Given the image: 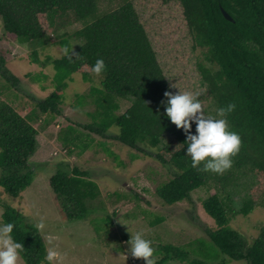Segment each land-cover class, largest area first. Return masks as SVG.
<instances>
[{
  "label": "trees",
  "instance_id": "trees-1",
  "mask_svg": "<svg viewBox=\"0 0 264 264\" xmlns=\"http://www.w3.org/2000/svg\"><path fill=\"white\" fill-rule=\"evenodd\" d=\"M114 1L119 2L115 9H101V3ZM222 8L232 20L225 17ZM0 20L9 37L42 47L53 42L50 31L59 24L82 25L58 36L57 42L66 51L62 57L48 55L42 62L39 49L33 52L32 62L51 64L55 73L53 91L44 98L35 96L30 113L22 115L10 102L0 100V186L9 195L20 196L36 174L31 158L39 147V130L33 122L40 113L46 114L45 124L61 115L60 105L72 75L80 73L85 81H92V65L102 58L106 70L99 74L103 77L100 86L92 85L76 97L77 107L93 104L88 112L92 122L83 126L175 169L173 177L157 188L167 204L189 201L193 191L211 183L217 189L203 200L206 213L217 226L209 232L211 240L200 239L193 250L173 243L159 244L154 253L161 258L155 264L186 260L210 264L217 258L223 264L232 260L264 264V226L248 243L230 224L232 216L248 215L256 206H264V0H0ZM156 36H175L172 44L178 46L181 41L193 51L204 48L211 66L199 64L202 85L217 108L235 104L226 119L229 130L239 133L241 145L231 157V167L222 173L192 167L191 157L186 155V133L165 114L166 105L161 103L167 100L164 93L175 94L178 86L161 61L153 41ZM70 37L80 40L78 48L72 49ZM0 74L6 79L4 88H20L21 78L7 67L2 55ZM27 76L40 83L48 74L41 71ZM121 99L131 104L119 113ZM113 126L119 128L118 134H109ZM60 133L69 154L76 147L81 146L82 151L89 147L70 124ZM79 139L83 140L80 144ZM49 187L61 213L71 222L90 217L95 211L91 201L101 195L98 183L87 171L77 165L64 167L62 162L49 178ZM235 198L240 199L239 208L234 206ZM22 216L17 208L6 206L2 221L14 223L12 235L24 245L20 256L25 264H47L42 234L35 225H25ZM98 220L105 228L112 222L109 215ZM192 252L201 257L191 258Z\"/></svg>",
  "mask_w": 264,
  "mask_h": 264
},
{
  "label": "rangeland",
  "instance_id": "rangeland-1",
  "mask_svg": "<svg viewBox=\"0 0 264 264\" xmlns=\"http://www.w3.org/2000/svg\"><path fill=\"white\" fill-rule=\"evenodd\" d=\"M118 3L103 2L101 9H115ZM81 26L79 22L59 24L55 31H50L53 42L42 47L39 43L28 44L9 37L0 20V56L6 58L7 67L21 78L20 88L11 90L4 88L6 79L0 74V100L10 102L22 115L30 113L35 107V96L44 98L53 91L52 78L55 73L51 64L42 66L32 62L33 52L39 49L38 57L42 62L46 61L48 55L53 58L62 57L66 51L57 42L58 36L64 32L71 33ZM177 37H153L166 72L178 86V91L201 92L197 99L201 101L205 118L208 114L215 115L217 107L200 79L199 64L211 66L205 59V50L197 47L193 51L190 45H183L181 41L175 46L172 43ZM70 43L73 50L80 46L77 38L70 37ZM41 71L48 74V77L40 83L27 76ZM92 76V81H85L80 73H74L73 81L69 82L60 105L61 115H56L45 124L46 114L40 113V118L33 122L39 130V147L31 158L36 174L32 184L18 197H12L0 186V222H3L2 215L6 206L17 208L23 215L25 225H35L43 219L45 227L39 231L46 247L54 245L61 253V259L54 264H145L143 258H133L129 252L127 241L131 233L136 231H142L145 238L152 241V247L156 251L159 244L173 243L193 250L198 247L200 239L209 242V232L217 226L214 219L206 213L203 200L215 193L216 187L211 183L210 186L193 191L189 201L167 204L158 195L157 188L173 177L175 169L162 165L154 157L145 156L113 137L104 138L91 133L83 126L92 122L88 112L93 110V104L87 102L77 107L76 97L83 95L92 85L100 86L103 77L94 73ZM44 84L47 86L45 89L42 87ZM119 103V113L131 104L125 99H121ZM69 124L85 139L84 143H88L89 147L84 151L81 146L74 148L72 154L66 151V143L60 132ZM191 128L195 134V122H192ZM118 133V127L109 129V134ZM79 140L77 142L82 143L83 140ZM108 151L118 156V159ZM132 154H137L138 157H133ZM59 161L64 167L79 166L98 183L101 195L91 201L95 211L90 217L71 222L58 208V200L49 187V178ZM243 196L244 193L241 194ZM235 200L234 206L239 208L240 199ZM107 215L112 222L110 226L106 224L105 228V224L98 219L106 218ZM95 223H99V226ZM230 224L251 243L264 226V206H256L248 215L232 216ZM49 238L52 240L51 245L48 243ZM154 256L156 260L161 258L159 253H154ZM190 257L198 259L201 256L192 252ZM17 264H25L21 256ZM170 264L192 263L186 260L172 261ZM210 264L223 263L217 258ZM225 264L247 263L245 260H232Z\"/></svg>",
  "mask_w": 264,
  "mask_h": 264
},
{
  "label": "clouds",
  "instance_id": "clouds-1",
  "mask_svg": "<svg viewBox=\"0 0 264 264\" xmlns=\"http://www.w3.org/2000/svg\"><path fill=\"white\" fill-rule=\"evenodd\" d=\"M72 55H76L72 53ZM106 70L105 62L102 58L96 59L92 65V73L99 75ZM165 114L177 128H182L186 133L188 147L186 155L191 157V165L198 171H213L222 173L232 165L231 157L240 149L241 138L239 133L229 130L227 115L231 113L235 104L229 103L226 107L216 109L215 115H207L202 110V104L197 97L200 91L183 90L173 94L166 91ZM219 117V118H213ZM192 122L196 124V131L193 134ZM203 162V167H200ZM14 223L0 222V264H17L20 253L24 250V245L15 240L12 232ZM37 230L45 227L43 219L36 222ZM51 245L52 240L49 238ZM129 252L133 258H143L145 264H155V249L152 241L146 239L142 231L131 233L129 240ZM61 259V253L53 245L45 250L44 261L47 264H54Z\"/></svg>",
  "mask_w": 264,
  "mask_h": 264
},
{
  "label": "water",
  "instance_id": "water-1",
  "mask_svg": "<svg viewBox=\"0 0 264 264\" xmlns=\"http://www.w3.org/2000/svg\"><path fill=\"white\" fill-rule=\"evenodd\" d=\"M222 11H223V13H224V15H225L226 18L232 20L231 15L224 8H222Z\"/></svg>",
  "mask_w": 264,
  "mask_h": 264
}]
</instances>
